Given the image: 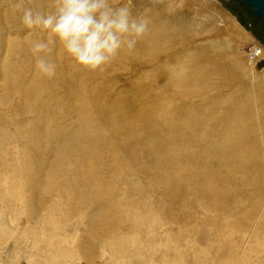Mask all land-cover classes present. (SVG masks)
Here are the masks:
<instances>
[{"label": "bare ground", "instance_id": "bare-ground-1", "mask_svg": "<svg viewBox=\"0 0 264 264\" xmlns=\"http://www.w3.org/2000/svg\"><path fill=\"white\" fill-rule=\"evenodd\" d=\"M9 8L13 10L14 5ZM1 12L0 7V18L12 15L9 12L2 15ZM6 24V20H0V25L7 35L13 33L16 37H24L25 26L19 30L21 16L17 17L15 22L11 21L10 28H7ZM159 35L144 34L137 41L135 48L129 52L134 55L142 47L140 51L146 50L144 57L155 59L152 57L156 56L155 51L158 50ZM27 38L24 37L21 43L12 44L14 52L23 59L16 63L11 60L8 69L0 70V78L4 79L6 85L0 98L11 100L9 105L12 114L18 117L24 113L33 114L32 122L26 126L16 120L15 124L20 127L19 133L7 137L4 132L5 140L0 142V197L6 196L8 207L11 208V213L6 214L10 217V221L7 220L9 234L1 227L0 238L1 234L9 238L15 237L18 233L19 237H32V247L38 243L45 244L49 252L48 258L52 254H65L71 257V260L78 257L91 262L97 250L99 251L97 246L101 245L100 249H110L116 259L119 251L125 252L120 258L129 259V264L142 260L145 261L141 264H184V257L177 251L178 249L175 251L174 259L170 260L167 257V253L173 250L171 237L164 241L168 245L166 250L160 246L163 243L162 239L157 242L154 237L147 239L133 235L118 236L116 227L112 225L113 219H110L111 213L120 209L116 198L118 193L115 194L118 187L119 196L122 197L125 206L135 207L141 200L140 208L127 217L132 232L138 230L143 221L151 219L155 222L158 219L178 225L176 233H181L182 237L185 229L182 228L181 220H177L176 216L179 217L177 214L182 213V217L191 210L192 215L195 209H200L208 215L205 222L208 228L200 230L199 236L207 237L212 230L213 237H227L225 234L228 235L229 231L230 237L232 229L239 228L243 220L246 223L251 215L262 208L253 231L255 242L258 239L261 242L252 246L250 255L254 254L255 258L252 260V257L246 256V264H264V154L258 152L257 139L247 125L244 127L242 123L240 124L238 117L223 118L216 124L217 128L208 129L200 125V115H197L196 119L188 116L180 122L174 121L173 127L175 126L176 131H173L172 125L170 127L168 123L169 115L166 116L161 111L156 113L154 105L147 103L148 101L145 105L152 110L151 112L145 108L144 101L139 99L126 102L125 98H120L108 106L102 98L103 90L98 89L95 82L101 75L103 76L102 71L108 64H113L124 57L122 55L125 50H121L110 63L96 71L77 66L78 74L74 77L70 75L72 60L64 53L62 46L58 43L50 45L51 52L40 54L55 65V76L49 78L36 70L37 57L32 52L35 42L46 40L48 37ZM151 50L154 52L150 53ZM253 61V59L250 61L251 67ZM185 74L182 72V75ZM184 82L189 83L182 81ZM65 84L72 86V90H67L64 95L70 103L69 106L67 103L65 110L67 115L68 112L76 114L77 123L81 127L76 131L68 128L69 125L68 127L64 125L63 119L66 116L64 108L55 107L59 101L55 90ZM7 107L0 108V117L6 116L4 112ZM69 119L72 121L73 118ZM7 127L9 128V125ZM261 136L264 143V132ZM58 139H63L68 145L71 143L69 156L65 160L52 162L49 147ZM20 143L24 144L23 149H20ZM65 153L64 150L57 157ZM127 174H133L141 179H152L151 187L146 188L137 180L131 182ZM151 194L153 197L155 194L159 200L155 203L151 201L152 206L145 201ZM192 194L193 197H189ZM177 203L181 205L178 213L172 211V205ZM238 204L239 207L236 208ZM95 212H98V216L94 215ZM143 212L147 214L143 215ZM56 213H61V219L67 224L71 221V225L84 226L87 237L80 239L74 250L63 248L62 241L55 243L53 240L58 231L56 223L52 222ZM2 214L1 212V217ZM224 216L226 220L222 218ZM189 217L192 218L188 220L193 219V215ZM36 219L38 225H30L31 221ZM23 224L26 226L23 227ZM67 224L63 226L64 232L67 231L65 229ZM228 237L224 238L221 244L220 242L215 244L213 250L210 246L203 252L210 257L208 264H227L223 259L228 250L225 246L232 247L231 239ZM62 240L69 242L67 238ZM70 240L74 245V237H70ZM157 251L161 254L158 258ZM34 257H37L36 254ZM193 264H199V261L196 262L195 258Z\"/></svg>", "mask_w": 264, "mask_h": 264}, {"label": "rangeland", "instance_id": "rangeland-1", "mask_svg": "<svg viewBox=\"0 0 264 264\" xmlns=\"http://www.w3.org/2000/svg\"><path fill=\"white\" fill-rule=\"evenodd\" d=\"M236 1L237 0H117V3L127 4L133 15L142 16L148 20V28L145 36L152 33L160 35L158 39V50H156L157 52L155 51L156 56L152 57L155 59L149 58V60L144 57L146 50H144V52L143 50L140 51L142 47H139V51L134 55L128 50H125V53L122 55L124 57L117 62L114 61L115 63L110 64L111 66L108 64L102 71L103 76L101 75L96 80L95 85L98 89L103 90L102 92L104 95L102 94V98L105 101L104 103L109 106L120 98H125L124 100H126V102L138 101L139 99L144 101V105L148 101L147 103L154 105L153 109L156 113L161 111L166 116L169 115L173 118H169L168 116L170 127L171 125L173 127L174 121L180 122V120H184L188 118V116L196 119V116L200 115L201 126H205L208 129H215L217 128L216 124L223 118L238 117L237 119H239L240 124L242 123L244 127L247 125L250 131H253L254 137L258 142V152L264 154V143L261 139V135L264 132V129H262L264 128V42L260 39V36L264 35V27L260 24H253L252 17H250L249 13L243 10ZM53 3L55 4V0H0V7L2 8L1 14L4 15L7 12L12 14H9L6 18H0V20H6V25H8L7 28H10L11 21L13 20L15 22L17 17L22 16L24 8H32L34 11L48 13L54 9ZM13 5L14 9L12 10L9 7ZM241 18L243 22H241ZM22 27H24V25L21 23L19 25V30ZM25 29L24 37L37 39L47 37L45 33L39 32L40 30L38 28L28 29L25 27ZM24 37H16L13 33L7 35L2 25H0L1 71L3 68L8 69L11 66V60L16 63L23 59V57L14 52L13 45L16 44L15 42L21 43ZM256 48L260 50V55L252 56L251 53ZM151 52H154V50H151L150 53ZM200 58H202V60ZM252 59L254 60L253 67L250 65ZM200 63L202 66L199 65ZM71 65L72 71H70V75L72 74L75 77L78 74V67L73 61ZM182 72L184 74L186 73L185 76L182 75ZM195 74L196 76H194ZM182 81H189V83H182ZM5 86L4 79L0 78V95L5 89ZM65 89L66 91H64ZM67 90H72V86L65 84L56 88L55 92L57 94V100H59L55 104L57 109L64 108L65 110L67 103L68 106L70 105L64 96ZM196 91L197 94L199 92L198 95ZM58 94L61 95L59 96ZM170 100L171 102L174 101L172 103L174 105L171 104ZM10 102L11 100L9 98L6 100L1 99L0 101V108L8 106L6 112H4L6 116L3 118L1 115L0 117V142L5 140L3 136L4 132H6L7 137H13L19 133L20 127L15 124L16 120L21 121L25 126L33 120V114L30 113L20 114V117L16 114H12V108L9 105ZM182 104H184V106ZM145 108H147V105H145ZM166 110H168V112ZM151 111L152 110H150V112ZM68 113L67 115L65 110L64 114L66 116L63 119L65 124H63L66 127L69 125L68 128L73 131L81 128L77 123L76 114L73 112ZM12 115H14V119H12ZM28 116L31 117L29 118ZM49 116L50 113L48 117ZM69 118H73L72 121ZM70 122L74 123L72 124ZM7 125H9V128ZM24 125H22V127H24ZM172 127L171 129L176 131L175 126ZM169 135H171L170 132ZM70 137L72 138V136ZM71 138L69 140H71ZM20 145V149H23L24 144L20 143ZM70 146L71 143L68 145V143L63 142V139H58L53 142L49 147L50 160L52 162H57L58 160L62 161L67 159ZM74 147L75 143L73 149ZM64 150L66 153L61 157H57L58 154ZM137 153L141 156L139 152ZM127 176L130 177L131 182L137 180V182H142L141 184H143L144 187H151L152 179H141L133 174H127ZM188 187L189 186H187V188ZM118 189V187L115 189V194L118 193V197L116 195V198L120 204V209L110 215V219H113L112 225L116 227L118 236L126 237L133 235V237H145L147 239L148 237H154L155 240H158L157 242L162 239L163 243L160 246H163L166 250L168 245L164 241H167V238L171 237L170 240L173 242V250L167 253V257L170 260L176 257L175 251L178 249L177 251L182 253L184 257V264H193L195 258L196 262L199 261V264H208L210 262L208 261L210 257H207L203 252L208 250L210 246L213 250L215 244L219 242L221 244L223 239L229 236L230 231L228 235L225 234L227 237H213L211 234L212 230L209 235L206 234L207 237H204V235L199 236L198 232L200 230H207L208 228L205 225L208 215L200 209H195V211L192 212V220H190L192 217H189L192 216L191 210L188 211L187 215L183 214L181 217L182 213L180 215L177 214L179 212L178 210H181V205L179 203H177V205H172V211L177 212L175 214L179 217L176 216V218L177 220H181V224L183 225L182 228L185 229V232L182 233V237H180L181 233H176L178 231V225L169 224L168 222L158 219H156L155 222H152L151 219L145 220L139 226L138 230L132 232L130 221L127 217L128 214L134 213L140 208L139 203L141 200L136 203L135 207H127L122 197L119 196L120 189ZM189 197H193V194L189 195ZM145 201L147 202L146 204L152 206L153 203L151 201L155 203L159 200L155 197V194L154 197L151 194V196L148 195ZM0 202V215L1 212L3 213L2 217L0 216V223L2 225H0V229L1 227L6 229V233L9 234L7 227L10 217L7 215L11 213V208L8 207L6 196L3 198L0 197ZM2 203L5 204L2 205ZM238 207L239 204L236 208ZM1 208L6 211H3ZM261 210L262 208L259 212L256 211L258 214H255L257 215H251L248 221L245 220L246 223H244L243 220L239 228L232 229L233 232L231 236L228 237L229 240L231 239L232 247L226 245L225 247L228 250L223 256L227 264H246V256H250L252 260H254V254L250 255V253H252V246L255 243L261 242V240L258 239V241L255 242L253 231H255V224H257ZM88 211H92V209H88ZM142 214L144 215L147 213L143 212ZM94 215L98 216V212H95ZM188 218L190 219L188 220ZM222 218L226 220L225 216ZM2 222H4L3 224L5 225H3ZM52 222H55L58 227L57 236L53 237V240H55V243L62 241L63 248L74 250L79 240L83 237H87L83 225L80 224V227L71 225V221L67 224L61 219V213H56L52 218ZM66 224L67 227H65V229H67V231L64 232L63 226ZM30 225H38L37 219L32 220ZM25 226L26 224H23V227ZM113 226L112 230H114ZM11 227L12 226H10V228ZM112 234L114 233L112 232ZM18 235L19 233L16 235L17 238L16 236L7 238L5 237L6 235L4 236V234H1L0 264H58L57 262H59V264H129V259L120 258L122 254L125 255V252L119 251V255L116 259L110 249H100L101 245L97 246L99 247V251L97 250L99 256L97 257L96 254L91 262H87L78 257H74L71 260V257L69 258V256L65 254H63L64 256L52 254L49 255L48 258L49 252L45 244L38 243L35 248L32 247V237H19ZM62 237L64 239L67 238L69 242L66 243L62 240ZM70 237H74V245L71 244ZM202 238H205V240ZM15 239L17 240L14 241ZM1 240L3 241L1 242ZM113 240L115 239L113 238ZM5 243L7 245H5ZM146 253L148 252L146 251ZM35 254L38 258L34 257ZM159 255L161 254L157 251L156 257L158 258ZM212 256L214 257L215 255ZM52 257L54 258L51 259ZM164 259H166V257ZM144 261L145 260H142L141 262ZM141 262L137 263V261H134L130 264H141Z\"/></svg>", "mask_w": 264, "mask_h": 264}, {"label": "clouds", "instance_id": "clouds-1", "mask_svg": "<svg viewBox=\"0 0 264 264\" xmlns=\"http://www.w3.org/2000/svg\"><path fill=\"white\" fill-rule=\"evenodd\" d=\"M21 23L48 37L35 42L32 52L36 70L49 78L55 76V65L40 54L51 52L50 45L58 43L76 66L96 71L121 50H133L148 28L147 19L133 15L127 4L117 0H55L48 13L24 9ZM251 55H260V50Z\"/></svg>", "mask_w": 264, "mask_h": 264}, {"label": "water", "instance_id": "water-1", "mask_svg": "<svg viewBox=\"0 0 264 264\" xmlns=\"http://www.w3.org/2000/svg\"><path fill=\"white\" fill-rule=\"evenodd\" d=\"M251 15L264 23V0H238Z\"/></svg>", "mask_w": 264, "mask_h": 264}, {"label": "trees", "instance_id": "trees-1", "mask_svg": "<svg viewBox=\"0 0 264 264\" xmlns=\"http://www.w3.org/2000/svg\"><path fill=\"white\" fill-rule=\"evenodd\" d=\"M237 3H238V5L240 6V7H242L243 8V10H245V11H247L248 13H249V16L250 17H252V20H253V24H260V25H262L263 27H264V23L262 22V21H259V20H257L256 18H254L252 15H251V13L243 6V5H241L239 2H238V0L236 1ZM241 22H243L242 21V18H241ZM257 33V32H256ZM257 35H258V33H257ZM260 36V35H259ZM260 39L262 40V42H264V35H262V36H260Z\"/></svg>", "mask_w": 264, "mask_h": 264}, {"label": "built area", "instance_id": "built-area-1", "mask_svg": "<svg viewBox=\"0 0 264 264\" xmlns=\"http://www.w3.org/2000/svg\"><path fill=\"white\" fill-rule=\"evenodd\" d=\"M256 56H258V55H256Z\"/></svg>", "mask_w": 264, "mask_h": 264}]
</instances>
